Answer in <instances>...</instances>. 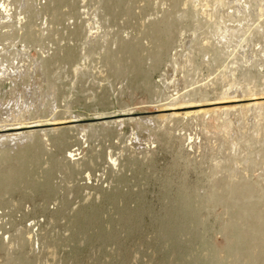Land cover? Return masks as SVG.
<instances>
[{
	"label": "rangeland",
	"instance_id": "rangeland-1",
	"mask_svg": "<svg viewBox=\"0 0 264 264\" xmlns=\"http://www.w3.org/2000/svg\"><path fill=\"white\" fill-rule=\"evenodd\" d=\"M0 125V264H264V0H0Z\"/></svg>",
	"mask_w": 264,
	"mask_h": 264
},
{
	"label": "bare ground",
	"instance_id": "bare-ground-1",
	"mask_svg": "<svg viewBox=\"0 0 264 264\" xmlns=\"http://www.w3.org/2000/svg\"><path fill=\"white\" fill-rule=\"evenodd\" d=\"M23 103V102H22ZM30 103V102H29ZM26 104V103H25ZM24 104V105H25ZM28 105L30 106V104H27V107H28ZM32 105V104H31ZM34 105V104H33ZM26 109V108H25ZM28 109V108H27ZM56 119H62V118H60L59 116H54V117H52L50 120H56ZM36 120H38V119H36ZM48 120V119H47ZM2 121H5V120H2ZM48 122V121H47ZM43 123V122H42ZM59 123V122H58ZM26 124V125H25ZM28 124H30V122H20V123H15V125H18L17 127H18V134L17 135H15V136H23V135H26V134H29L31 131L30 130H27L26 131V129H25V131L24 130H22V128H24V127H19V126H27ZM4 125H7V124H4ZM56 125V124H55ZM0 126H3V125H0ZM64 128H56V129H54V131H59V130H63ZM70 129V128H69ZM49 131H50V133L52 132L51 130H48V129H46V128H43V130H42V133H43V135L45 136V137H47V136H49ZM83 134L85 135V132H86V130L85 129H83ZM55 133V132H54ZM53 135V134H52ZM14 140V139H13ZM75 155L76 154H74V153H70V155H69V157L70 158H72V157H75Z\"/></svg>",
	"mask_w": 264,
	"mask_h": 264
}]
</instances>
